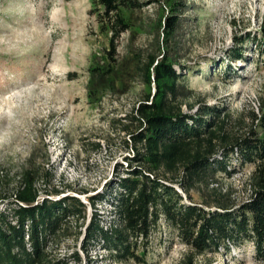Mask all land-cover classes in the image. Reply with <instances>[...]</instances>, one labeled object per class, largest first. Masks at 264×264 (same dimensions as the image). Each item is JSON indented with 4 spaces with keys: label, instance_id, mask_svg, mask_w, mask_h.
Segmentation results:
<instances>
[{
    "label": "rangeland",
    "instance_id": "1",
    "mask_svg": "<svg viewBox=\"0 0 264 264\" xmlns=\"http://www.w3.org/2000/svg\"><path fill=\"white\" fill-rule=\"evenodd\" d=\"M137 1L140 9L124 11L132 28L119 40V59L167 55L183 77L185 94L179 101L185 113L195 115L204 105L215 106L230 113L232 133L259 129L252 113L261 117L264 111V59L258 44L264 0H181L184 10L169 44L165 20L174 0ZM94 11L93 0H0V211L10 215L9 208L15 207L23 168L31 164L48 169L53 187L64 189L53 199L71 195L88 206L86 221L79 222L82 227L72 220L55 252L68 257L69 264H139L118 260L97 244L82 247L96 212L104 226L118 223L111 214V199L120 192L115 184L125 176L122 166L134 156L123 124L130 122L148 93L134 76L115 95L89 97V69L106 65L109 47ZM156 87L151 86L153 95ZM230 166L231 176L217 171L209 186L190 192L191 198L177 187L187 203L201 204L217 189L240 204L252 195L248 183L254 165L233 157ZM36 185L44 198V183ZM147 251L146 264H187L189 248L162 219ZM73 252L82 259L74 260ZM193 264L264 261L256 260L251 243H243L232 248L230 256L197 255Z\"/></svg>",
    "mask_w": 264,
    "mask_h": 264
},
{
    "label": "trees",
    "instance_id": "2",
    "mask_svg": "<svg viewBox=\"0 0 264 264\" xmlns=\"http://www.w3.org/2000/svg\"><path fill=\"white\" fill-rule=\"evenodd\" d=\"M180 1L170 4L165 20L167 44L178 32L184 10ZM93 3L109 47L106 65L89 69V97L115 95L134 76L141 78L148 93L134 109L130 122L123 124V132L129 136L126 143L132 144L134 156L126 160V168L122 166L125 176L115 184L120 192L111 199V214L118 223L104 226L96 212L86 228L82 247L87 250L89 245L97 244L118 260L146 264L152 233L164 219L189 248L184 261L187 264H193L195 256L207 253L230 256L232 248L243 243H251L256 260L264 261V111L261 117L252 113L259 129L252 127L242 134L231 132L232 117L219 107L204 105L198 114L185 113L179 101L185 94L183 77L169 56L160 58L159 54L150 53L133 61L118 57L119 40L132 28L124 11L138 10L140 3ZM258 44L264 59V25ZM153 83L157 86L154 95ZM233 157L240 164L254 165L248 183L252 195L248 200L236 204L228 194L213 189L210 198L201 204L185 201L177 186L189 196L192 190L209 186L208 180L217 171L231 176ZM19 178L15 207L9 208L10 215L0 211V264H69V258L59 256L55 250L61 237L71 229L72 220L78 228L82 227L79 222L87 219V204L71 195L53 199L52 195L59 196L64 189L53 187L54 175L48 169L30 164ZM40 181L45 186L44 198L36 185ZM2 199L6 202L7 195ZM90 203L95 205L96 200L91 198ZM140 249L142 254L138 253ZM72 256L76 261L82 259L79 252Z\"/></svg>",
    "mask_w": 264,
    "mask_h": 264
}]
</instances>
